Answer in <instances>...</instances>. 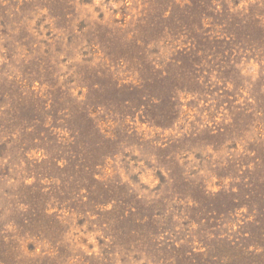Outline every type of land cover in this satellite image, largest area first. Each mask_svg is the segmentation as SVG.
<instances>
[{"label": "rangeland", "instance_id": "obj_1", "mask_svg": "<svg viewBox=\"0 0 264 264\" xmlns=\"http://www.w3.org/2000/svg\"><path fill=\"white\" fill-rule=\"evenodd\" d=\"M0 264H264V0H0Z\"/></svg>", "mask_w": 264, "mask_h": 264}]
</instances>
